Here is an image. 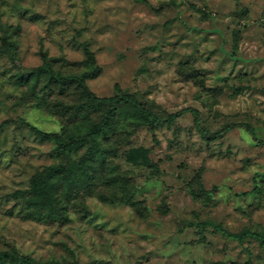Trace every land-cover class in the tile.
Returning <instances> with one entry per match:
<instances>
[{
	"label": "rangeland",
	"instance_id": "1",
	"mask_svg": "<svg viewBox=\"0 0 264 264\" xmlns=\"http://www.w3.org/2000/svg\"><path fill=\"white\" fill-rule=\"evenodd\" d=\"M146 1L0 0V46L15 45L14 57L0 51V250L34 258L0 264H264L263 241L197 224L264 232V0ZM43 51L61 74L92 73L97 95L119 84L155 112L182 111L153 133L121 107L106 162L78 173L84 181L92 173L95 192L82 190L73 201L86 210L75 205L65 220L26 212L35 173L88 152L59 156L26 125L54 133L89 125L61 105L79 104L81 93L22 75ZM191 108L210 131L234 128L207 140Z\"/></svg>",
	"mask_w": 264,
	"mask_h": 264
},
{
	"label": "trees",
	"instance_id": "2",
	"mask_svg": "<svg viewBox=\"0 0 264 264\" xmlns=\"http://www.w3.org/2000/svg\"><path fill=\"white\" fill-rule=\"evenodd\" d=\"M147 2L146 0H141ZM8 50L14 57L15 45L12 42H4L0 46V51ZM88 55L87 63L95 68L94 53L85 45ZM42 64L35 69L29 70L22 75H27L28 80L45 77L53 85L61 87H71L74 91H78L82 95L79 104L67 105L61 103L69 118L73 122L88 121L89 125L85 131L79 132H47L43 131L30 123H26L27 127L42 142L51 143L54 150L60 155L65 153L79 152L87 148L86 156L79 161L71 160L67 163H57L47 166L45 169L34 174L29 191H27L26 212L35 217H41L48 220L68 219V213L73 206L80 207V210H86L84 201H73L80 198L79 193L84 190L87 193L95 192L94 184L90 176L87 175V181L80 179L78 173L80 170L89 169V164L93 166V162L100 161L103 165L106 162L108 151L105 148V142L109 137V132L113 129L115 121L120 114L123 106L133 108L139 116V124L147 126L153 133L162 124L176 120L182 113H158L155 112L146 103L139 101L135 95L123 92L119 84L116 85V94L109 96H100L93 92L87 84L88 78L92 73L84 72L82 74H61L57 72L53 65L52 59L47 52H41ZM63 89V88H62ZM97 109H103V113L99 118L93 117V112ZM194 115L195 122L201 134L207 140L218 139L225 136L233 130L234 125L227 123L218 131H210L201 125L199 111L197 109H189ZM247 130L251 134H255L251 124H246ZM109 140V139H108ZM264 144V140L260 141ZM90 160L92 163H90ZM95 167V166H94ZM89 173V172H88ZM95 178V174L92 180ZM70 179V180H69ZM67 181V183H66ZM125 198V197H119ZM132 199V197H128ZM194 224V222H189ZM202 227H213L221 232L225 237L238 241H244L247 238H256L264 242V232L252 231L244 229L241 231H231L221 224L211 221L197 222ZM3 260H20L24 262H33L34 258L29 255H22L17 251L0 250V261ZM47 264H65L60 261H49ZM235 264H253L251 260L245 263Z\"/></svg>",
	"mask_w": 264,
	"mask_h": 264
}]
</instances>
